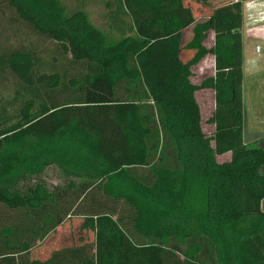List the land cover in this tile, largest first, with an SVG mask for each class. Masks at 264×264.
<instances>
[{
  "label": "trees",
  "instance_id": "trees-1",
  "mask_svg": "<svg viewBox=\"0 0 264 264\" xmlns=\"http://www.w3.org/2000/svg\"><path fill=\"white\" fill-rule=\"evenodd\" d=\"M244 1L196 21L184 0H114L112 39L64 0H0V259L264 264V135L243 136ZM207 55L214 75L195 84ZM200 89L214 92L212 135ZM53 165L72 179L26 188ZM67 217L78 234L41 259Z\"/></svg>",
  "mask_w": 264,
  "mask_h": 264
},
{
  "label": "rangeland",
  "instance_id": "rangeland-1",
  "mask_svg": "<svg viewBox=\"0 0 264 264\" xmlns=\"http://www.w3.org/2000/svg\"><path fill=\"white\" fill-rule=\"evenodd\" d=\"M113 1L64 0L69 11L76 9L85 10L91 23L96 28L105 32L112 39H119L121 34L115 32L110 27L112 24L109 19L111 7H108L107 3ZM232 1L209 0L208 2H203V0H184V3L192 9L196 21H203L208 18L214 8ZM3 12V8H0V14ZM242 34L244 42L243 70H245L246 76L243 77L242 82L244 113L243 136L244 140L247 141V138L251 139L253 136L258 137L256 136L258 134L259 136L264 135V0H246L243 2ZM191 36L192 26L185 29L183 37L184 43L190 40ZM212 43L213 35L210 33L209 37L205 40V45L210 47ZM251 62L253 64V70L250 68ZM213 69L215 70L214 60L211 56H207L203 62L193 68L192 82L200 84L205 77L212 75V72H214ZM120 93L124 96L123 89ZM195 95L200 107L203 131L207 135H212L214 126L208 123V118L212 115L215 107L213 92L207 89H200ZM224 158L227 157H221V159ZM70 179L72 178L70 175L64 174L62 167L53 165L42 176L27 181L25 186L27 188L34 183L42 181L46 184L47 189L52 191L54 188L62 187ZM262 209H264V200ZM80 222L78 218L67 217L63 225L59 226L53 234L49 235L43 245L41 244L37 250H40L43 246H48L49 250L61 246L65 243L64 239L67 240V237H70L68 233H72V236L78 234ZM36 254L39 256L38 251H36ZM0 264H11V262L7 261V259H0Z\"/></svg>",
  "mask_w": 264,
  "mask_h": 264
},
{
  "label": "crops",
  "instance_id": "crops-1",
  "mask_svg": "<svg viewBox=\"0 0 264 264\" xmlns=\"http://www.w3.org/2000/svg\"><path fill=\"white\" fill-rule=\"evenodd\" d=\"M207 56H211L212 58H213V60H214V56L213 55H207ZM204 61V59L201 61V62H203ZM200 62V63H201ZM199 63V64H200ZM198 64V65H199ZM197 66V65H196ZM196 66H194V67H196ZM193 67V68H194ZM193 68H192V71H193ZM212 68V67H211ZM214 68H215V65H214ZM250 68L253 70V64H252V62H251V66H250ZM249 68V69H250ZM248 69V70H249ZM214 70V69H213ZM244 71V77H246L245 76V70H243ZM214 72H215V70H214ZM214 72H212V75H214ZM211 75V76H212ZM207 90H211V89H207ZM212 92H213V90H211ZM196 94V93H195ZM196 96V95H195ZM213 96H214V92H213ZM256 136H258L259 137V134L258 135H256ZM252 137V136H251ZM250 137V138H251ZM258 137H255V136H253L251 139H249V138H247V142H251V141H254V140H256ZM223 156H226L227 158H224V159H221V157H223ZM217 159H218V161H226V160H229L230 159V153H226V154H224V155H220V156H218L217 157ZM63 228V227H62ZM79 229V228H78ZM69 234V236L70 237H67V240L68 241H70L71 239H73V234L72 233H68ZM65 240V239H64ZM43 245V244H42ZM42 247V246H41ZM46 252H50V250H49V247L47 246V247H45V246H43L41 249H40V256H41V259H45V257H46V254H48V253H46Z\"/></svg>",
  "mask_w": 264,
  "mask_h": 264
}]
</instances>
